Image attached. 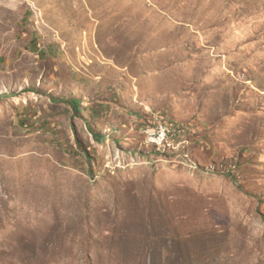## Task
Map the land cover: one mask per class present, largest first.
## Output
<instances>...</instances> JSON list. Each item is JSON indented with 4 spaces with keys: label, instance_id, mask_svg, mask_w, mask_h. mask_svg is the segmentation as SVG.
Segmentation results:
<instances>
[{
    "label": "rangeland",
    "instance_id": "374dc122",
    "mask_svg": "<svg viewBox=\"0 0 264 264\" xmlns=\"http://www.w3.org/2000/svg\"><path fill=\"white\" fill-rule=\"evenodd\" d=\"M0 264H264V0H0Z\"/></svg>",
    "mask_w": 264,
    "mask_h": 264
},
{
    "label": "built area",
    "instance_id": "2783aa9c",
    "mask_svg": "<svg viewBox=\"0 0 264 264\" xmlns=\"http://www.w3.org/2000/svg\"><path fill=\"white\" fill-rule=\"evenodd\" d=\"M158 129L155 132H152L149 134V138L151 141H160L163 139V137L167 136L169 131H166L165 127L159 123Z\"/></svg>",
    "mask_w": 264,
    "mask_h": 264
},
{
    "label": "trees",
    "instance_id": "16d2710c",
    "mask_svg": "<svg viewBox=\"0 0 264 264\" xmlns=\"http://www.w3.org/2000/svg\"><path fill=\"white\" fill-rule=\"evenodd\" d=\"M70 103L75 105L74 107L76 110H77V107H79V105H80L79 102H77L76 100H73ZM89 130H90L91 134L93 135V137H95L96 140H99V136H98L97 132L94 131L91 126H89Z\"/></svg>",
    "mask_w": 264,
    "mask_h": 264
},
{
    "label": "bare ground",
    "instance_id": "6f19581e",
    "mask_svg": "<svg viewBox=\"0 0 264 264\" xmlns=\"http://www.w3.org/2000/svg\"><path fill=\"white\" fill-rule=\"evenodd\" d=\"M158 143L160 144L161 143V140Z\"/></svg>",
    "mask_w": 264,
    "mask_h": 264
}]
</instances>
